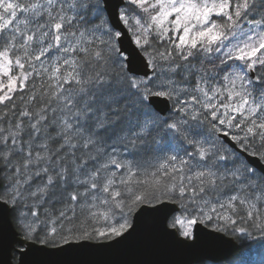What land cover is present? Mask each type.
Listing matches in <instances>:
<instances>
[{
	"label": "snow or ice",
	"instance_id": "6c2138e0",
	"mask_svg": "<svg viewBox=\"0 0 264 264\" xmlns=\"http://www.w3.org/2000/svg\"><path fill=\"white\" fill-rule=\"evenodd\" d=\"M0 264H264V0H0Z\"/></svg>",
	"mask_w": 264,
	"mask_h": 264
},
{
	"label": "water",
	"instance_id": "95a60500",
	"mask_svg": "<svg viewBox=\"0 0 264 264\" xmlns=\"http://www.w3.org/2000/svg\"><path fill=\"white\" fill-rule=\"evenodd\" d=\"M227 253H228V247H227V245H225V246H223V247L219 250V252L217 253V255H218L219 257L223 258V257H226V256H227Z\"/></svg>",
	"mask_w": 264,
	"mask_h": 264
}]
</instances>
